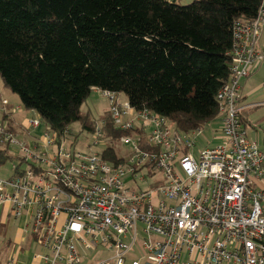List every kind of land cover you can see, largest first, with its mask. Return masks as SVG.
Segmentation results:
<instances>
[{
  "label": "built area",
  "instance_id": "1",
  "mask_svg": "<svg viewBox=\"0 0 264 264\" xmlns=\"http://www.w3.org/2000/svg\"><path fill=\"white\" fill-rule=\"evenodd\" d=\"M263 27L264 2L255 19L234 23L229 79L216 96L218 142L196 154L203 128L178 132L108 92L112 129L129 135L112 140L106 122L95 121L99 153L64 148L69 133L57 140L36 114L25 120L27 143L0 123V144L19 163L0 179V206L25 218L42 250L33 263L264 264V147L247 137L242 114L250 106L239 97L240 81L264 63ZM2 110L19 111L5 102ZM109 146L126 150L118 152L121 163L102 157Z\"/></svg>",
  "mask_w": 264,
  "mask_h": 264
},
{
  "label": "trees",
  "instance_id": "2",
  "mask_svg": "<svg viewBox=\"0 0 264 264\" xmlns=\"http://www.w3.org/2000/svg\"><path fill=\"white\" fill-rule=\"evenodd\" d=\"M263 2L0 0V81L57 140L73 123L93 132L80 112L93 90L122 94L189 133L217 119L233 25L255 19ZM8 116L1 122L13 129ZM100 119L112 140L129 135L113 131L108 112ZM101 155L122 162L110 146ZM14 161L0 144V167Z\"/></svg>",
  "mask_w": 264,
  "mask_h": 264
},
{
  "label": "rangeland",
  "instance_id": "3",
  "mask_svg": "<svg viewBox=\"0 0 264 264\" xmlns=\"http://www.w3.org/2000/svg\"><path fill=\"white\" fill-rule=\"evenodd\" d=\"M193 0H175L174 2L180 6H186L190 4ZM0 123L2 119V115L5 114L2 110V102H5L7 106L11 107H17L19 111H22L23 114H28L30 111H25L20 106V101L17 95L11 93L7 89L4 88L2 85V82L0 81ZM116 95V94H115ZM116 97L121 101L125 102V97L122 94H117ZM108 111V100L104 96L103 92L93 90L89 97L85 100V102L80 107V112L83 115H88L91 120H94L96 122H99L100 118L107 113ZM22 114V115H23ZM6 115V114H5ZM12 115V114H11ZM17 115V114H16ZM243 123L246 125L245 132L247 134V137L250 138L251 135H255V133L259 134L261 139L263 138L264 143V107H255V108H248L244 111L242 114ZM220 119H216V121H212L207 123L203 126L202 132L203 135L198 136L195 139V148L191 150L193 154H196L198 150H201L207 146H214L218 140V135L216 130L219 127ZM11 125V124H10ZM7 129L9 128L12 133L17 136V139L22 140L23 142L27 143L25 141L26 137H22L21 135H18L17 131L11 126L14 130H12L9 125H7ZM29 128V127H28ZM27 129V124L24 122L22 131L24 132ZM69 134L66 135L65 139L62 141V145L64 148L68 150H73L75 152L84 153V154H90V153H99L102 148L94 146L93 145V139L92 135L89 133L88 130L82 129V126L80 123H73L69 127ZM220 132V131H219ZM27 135V134H26ZM24 140H23V139ZM123 151H126L124 148L119 149L118 152L122 153ZM118 153V154H119ZM8 154L11 157H14L9 151ZM15 158V157H14ZM17 162H7L3 166L0 167V179H7L13 174V166ZM27 167L26 164L21 163L20 168L25 169ZM139 186H143V184H139ZM14 224V221L11 220V222L7 224H1L0 223V261L4 262L5 259L9 256H14L19 251L27 250L30 251L32 255L40 254L42 253V250H40L33 241H31V245H16L15 241V234H12V226ZM6 229V231H5ZM3 230L5 231V234L2 235ZM29 231L27 230V233ZM25 237L27 235L25 234ZM10 240L11 245L10 246L7 241ZM15 243V244H14ZM19 260H22L21 254L18 256ZM138 257V254H137Z\"/></svg>",
  "mask_w": 264,
  "mask_h": 264
},
{
  "label": "crops",
  "instance_id": "4",
  "mask_svg": "<svg viewBox=\"0 0 264 264\" xmlns=\"http://www.w3.org/2000/svg\"><path fill=\"white\" fill-rule=\"evenodd\" d=\"M257 49L264 51V27L257 41ZM239 86H240L239 88L240 102L243 103V105L250 106L249 108L264 107V63L258 66L248 78L241 80ZM22 114H23L22 111L15 112L12 115H9L8 119L10 121L11 126L13 125V127L17 131L18 135H21L22 137H26L25 141L30 142L33 136L31 135L29 137L28 135H26V133L22 131V128L25 120L27 118L34 116L35 113L30 111L28 112V114H23V115ZM218 125L219 127L216 130V132L218 131L217 134L220 131V123ZM249 139L255 140L260 148L264 147V143L262 144L263 138L261 139L259 134L255 133V135H251ZM11 220L14 221V224L12 226V234H15L16 245H23V244L31 245L32 239L30 237V233L29 232L27 233L28 229L25 226V221H26L25 218L24 217L13 218L10 215V207L8 205L0 206V223L7 224L11 222ZM5 231L3 230L2 235L5 234ZM25 234L27 235V237H25ZM7 243L10 246H12L9 239ZM20 254L22 260L18 259L19 258L18 256ZM32 256L33 255L31 254L30 251L18 250V253H16L14 256L12 255L7 257L5 261L2 263L7 264V262L10 259H15V262L17 264H35L32 262Z\"/></svg>",
  "mask_w": 264,
  "mask_h": 264
},
{
  "label": "bare ground",
  "instance_id": "5",
  "mask_svg": "<svg viewBox=\"0 0 264 264\" xmlns=\"http://www.w3.org/2000/svg\"><path fill=\"white\" fill-rule=\"evenodd\" d=\"M13 130V129H12Z\"/></svg>",
  "mask_w": 264,
  "mask_h": 264
}]
</instances>
